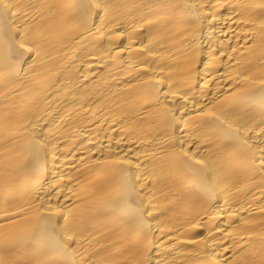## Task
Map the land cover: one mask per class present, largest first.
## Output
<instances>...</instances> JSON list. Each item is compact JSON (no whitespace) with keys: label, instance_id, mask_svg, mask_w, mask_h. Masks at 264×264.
<instances>
[{"label":"bare ground","instance_id":"6f19581e","mask_svg":"<svg viewBox=\"0 0 264 264\" xmlns=\"http://www.w3.org/2000/svg\"><path fill=\"white\" fill-rule=\"evenodd\" d=\"M0 264H264V0H0Z\"/></svg>","mask_w":264,"mask_h":264}]
</instances>
